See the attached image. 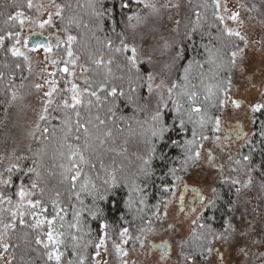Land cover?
Wrapping results in <instances>:
<instances>
[{
  "label": "trees",
  "instance_id": "obj_1",
  "mask_svg": "<svg viewBox=\"0 0 264 264\" xmlns=\"http://www.w3.org/2000/svg\"><path fill=\"white\" fill-rule=\"evenodd\" d=\"M27 1L9 0L5 4L7 16L0 33L18 29L9 17L25 8ZM249 1L260 5L264 0ZM58 2L61 12L54 28L75 37L72 50L90 67L89 87L96 95L86 94L78 107L58 105L55 120L39 137L31 157L20 171L12 172L15 185L37 181V200L41 202L39 207L25 210V223L18 220L11 234L12 264H58L54 258L48 259V252L53 250L62 253L59 264H80L82 258L88 264L102 234L110 242L121 229L129 228L134 237L141 239L166 196L164 189L192 170L191 161L184 163L187 156L198 151L202 137L212 135L215 120L223 111L221 89L228 86L232 72L230 53L242 44L238 37L225 33L216 17L214 0H192L191 11L196 15L182 39L180 57L171 72L176 85L172 99L160 112L159 120H150L144 111L148 69L145 64L133 67L119 44L129 17L143 7L133 0H127V8L121 7L122 0ZM10 46V42L0 46V121L10 88L25 73L23 59L13 56ZM113 88L116 93L109 95ZM192 92L197 93L195 103L186 95ZM193 107L201 111L193 112ZM77 121L87 129L83 128L80 141L74 139ZM161 122L168 129L163 139L153 136ZM76 149L79 155L73 157V162L79 165L81 175L73 182L65 178V168ZM245 156L250 159L245 160ZM233 167L260 187L264 200V110L258 113L253 137ZM213 186L210 205L182 247V252L197 253L200 258L206 257L216 237H222L237 196V185L231 180L218 181ZM35 210L44 212L46 220H53L54 238L61 241L58 246L47 241L48 224L33 227ZM102 223L107 225L104 230ZM38 236L43 243H36ZM44 243L49 244L48 248Z\"/></svg>",
  "mask_w": 264,
  "mask_h": 264
},
{
  "label": "rangeland",
  "instance_id": "obj_2",
  "mask_svg": "<svg viewBox=\"0 0 264 264\" xmlns=\"http://www.w3.org/2000/svg\"><path fill=\"white\" fill-rule=\"evenodd\" d=\"M8 1L0 0V28L3 18L7 16L4 13V8ZM133 1L143 8L132 14L128 26L120 33L119 44L122 50L123 44L136 47L138 51L137 63L135 66L130 64L133 67L145 64L148 69L144 111L145 117L152 120L157 112H162L172 99L174 83L171 79V72L178 63L182 39L190 30L192 19L196 13L191 11L192 0ZM31 3L32 8L27 6V1L25 8L16 11L23 13L21 17L14 19L18 28L16 31L0 33V37H4L3 41H0V46L5 42H10L11 49L16 48L22 53L18 57L23 59L25 71L22 79L10 88L5 113L0 121V236H2L0 244L8 245L6 250L0 247V264H12L13 260L9 250L11 234L21 218L20 213L33 208L28 201L35 203L39 191L36 180L24 183L21 181L15 185L12 172L20 171L31 157L44 129L55 120L58 105L63 108L66 107L65 104L69 105L67 108L78 107L86 94L92 95L93 93L89 87L90 67L82 63L80 57L73 52L74 40L68 41L67 39L68 36L73 35L59 33L54 28L55 19L61 12L58 0H31ZM173 5H178V7ZM219 5V9H217L215 4L216 17L224 18L223 23L218 19L225 33L227 34L226 28H231L239 31L245 38L244 41L241 40L242 44L238 47L243 49V52H238L236 66L232 67V84L227 96L230 95L232 100H244L250 107L256 103L264 104V96H262L264 93V55L261 52L255 53L254 45L247 40V35L253 36V32L258 33L257 29L264 26V1L260 5H256L249 0H219ZM233 12L240 13L239 21L242 23L228 19ZM15 14L11 16H15ZM50 17L51 22L43 24ZM20 20L24 21L23 25L20 24ZM177 21H179L178 24ZM42 24L43 27H41ZM16 33H19V36H16ZM35 33L48 39L50 51L30 50L26 47V37ZM17 40L20 42L17 43ZM69 51L72 52L71 57L68 55ZM124 53L126 52L124 51ZM178 53L179 55H177ZM126 54L130 55V53ZM65 68L67 71H64ZM149 74L152 76L151 81L148 80ZM73 85L76 86L75 93L72 90ZM170 88L171 93L169 92ZM46 93H51V95H46ZM73 95L77 97L79 103L73 100ZM223 96L226 104L219 117L220 132H213L208 139L201 142L198 149L200 158L193 165L192 170L186 176L176 179L168 187L169 190L164 200L154 214L151 228L141 239L138 236L134 237L129 228H124L128 230L124 236H121L123 230L121 229L117 238L110 242L102 234L104 242L99 248L96 245L100 244V240L96 243L88 264H264V200L262 193L254 181L251 180V183L248 184L249 178L236 173L233 167L242 148L253 135L254 116H250L243 110L235 111L232 100L228 101L224 93ZM45 108H47L46 112ZM41 115L46 118L40 120ZM234 119L241 120L245 129L250 131L248 141L244 145L241 144L240 150L239 148L230 150L222 147V153L217 155L218 159L212 160L208 151L213 149V138L219 135L221 140L226 128L225 123ZM77 129L74 139L80 141L83 136V128L77 127ZM77 136H79L78 140ZM219 143L224 146L220 141ZM76 152H78L77 149ZM33 163L32 160V165ZM222 180L239 181L235 184L240 189L234 201L233 211L226 221L222 238L211 242L204 258L198 257L197 253L192 255L185 251L179 252L178 245H185L187 238L200 224L210 205L214 183ZM33 182L36 183V188L32 187ZM184 182L193 184L206 196V202L202 204L197 214L187 221L182 216H176L177 199L181 188L184 189ZM245 184L247 187L244 186ZM21 187L27 193L23 200L17 195ZM9 201L11 202L9 203ZM18 205L21 207H17ZM12 212L17 213L15 220L12 218ZM34 213L36 214L35 219L45 220L44 224H47L44 212L35 210ZM9 218L11 220L7 222ZM9 223H14L15 227L6 230L4 225ZM163 240L174 243L173 259L170 262H160L156 256L148 257L149 241ZM119 256L121 258H118ZM175 259L178 260V263L175 262Z\"/></svg>",
  "mask_w": 264,
  "mask_h": 264
},
{
  "label": "snow or ice",
  "instance_id": "obj_3",
  "mask_svg": "<svg viewBox=\"0 0 264 264\" xmlns=\"http://www.w3.org/2000/svg\"><path fill=\"white\" fill-rule=\"evenodd\" d=\"M214 3L216 4V8L219 9V7H220V5H219V0H214ZM27 6H28L29 8H32V7H33L32 3H31V0H28V5H27ZM146 6H147V5H146ZM173 6H174V7H178V5H173ZM121 7H122V8H127V7H129V3L127 2V0H122ZM225 10H227V9H225ZM57 14H59V13H57ZM22 15H23L22 12H16L15 16H10L9 19H17V18L21 17ZM197 15H199V13H197ZM239 16H240V13H239V12H233V13L228 17V19L232 20L233 22H239V23H242V21H239ZM218 18L220 19L221 23H223L224 18H223L222 16H221V17H218ZM129 19H131V17H129ZM50 22H51V17L49 18V20L44 21L43 24H48V23H50ZM23 23H24V21H23V20H20V24L23 25ZM178 23H179V21H177V24H178ZM43 24L41 25V27H43ZM226 32H227V34H228L229 36H236V37H239V39L242 40V41L245 40V38L241 35V33H240L239 31H235V30H233V29H231V28H226ZM10 35H11V34H10ZM15 35H16V36H19V33H16ZM3 39H4V37H0V41H3ZM67 39H68V41H72V40L75 39V37H73V36H68ZM19 42H20V41L17 40V43H19ZM245 43H246V41H245ZM35 47H43V48L45 49V51H50V50H51L50 46H48V45H39V44H38V45H36ZM117 51H120V49H117ZM123 51H125L126 53H130V55H128L127 59L129 60V62H130L133 66H135L136 63H137V55H138L137 48L134 47V46H133V47H129V45H127V44H123ZM11 52H12V55H13V56L22 55V53H20L19 50L16 49V48L11 49ZM238 52H243V49H239V48H238L236 51H232V52L230 53V56H231L230 63H231V65H232L233 68H235V66H236V57H237V55H238ZM68 55L71 57V56H72V52L69 51V52H68ZM177 55H179V53H178ZM97 63H100V61H97ZM64 71H67V68H65ZM186 71H187V69H186ZM148 80H149V81L152 80V76H151V74H149V76H148ZM227 83H228V85H229V88H227V89H221V91L225 94V96H227L228 92L230 91V87H231V84H232V78H231V75H229ZM175 86H176V85H172V87H175ZM38 87H39V86H38ZM72 90H73V92L75 93V90H76V86H75V85H73ZM116 91H117V90H116L115 88H113L112 91L109 93V95H113V94H115ZM149 91H150V92L152 91V89H151V85H150V84H149ZM209 91H211V90L209 89ZM169 92L171 93V88L169 89ZM46 95H51V93H46ZM92 95L95 96L96 93L93 92ZM186 95L188 96V100H189V101L195 103V98H196V96H197V93H196V92H192V93H190V94H187V93H186ZM262 96H264V93H262ZM206 99H207V97H206ZM73 100L76 101V103H79V100L77 99V97H76L75 95H73ZM231 102H232L233 106L236 107V108H239V107L241 106V103H240V101H238V100H232ZM225 104H226V101H225V100H221V101H220V106H221V107H224ZM65 106L67 107V106H69V105L65 104ZM177 110H179V105H177ZM191 110H192L193 112H197V113H198V112L201 111V108H199V107H193ZM251 110H252L253 113L261 112L262 110H264V104L256 103V104H254V105L251 106ZM46 111H47V108H45V112H46ZM77 116H79V113H77ZM45 118H46V117H45L44 115H41V116H40V120H44ZM159 118H160V113H159V111H158L157 114H156V116L154 117V119L159 120ZM77 123H78V127H79V128H84L85 131H87L86 126H85L84 124H80L79 121H77ZM100 123L103 124L104 121H100ZM253 123H255V121H253ZM182 126H183V121H181V127H182ZM220 129H221V121H220V118L217 117L216 120H215V126H214V128H213V132H214V133H219V132H220ZM167 130H168V129H167V126H166L163 122H161L159 128L154 129V131H153V136H154V137H158V138H160V139H163V138H164V133H165ZM44 131L47 132L48 130H47V129H44ZM233 134H239V133H238L235 129H233ZM193 135L195 136V132H193ZM226 138H227V137H226ZM76 139L78 140V139H79V136H77ZM202 139H208V137H207V136H204V137H202ZM216 139H220L219 135L216 136ZM101 143H103V141H101ZM188 143L191 144V143H194V141H189ZM173 144H175L174 141H173ZM153 151H155L154 148H153ZM77 155H79L78 152H72L71 155H69V157H68V160H69V166H67V167L65 168V172H66V176H65V178H66V179H69V180H71V181H73V182H75V181L78 179V177L81 175V171H80L79 165L76 164L75 162H73V157H75V156H77ZM199 158H200V152H199V151H196L194 154H189V155L187 156V158H186V160H185L184 163H185V165H187V164H188V161H191L192 164L195 165L196 162L199 160ZM209 159H211V157H209ZM244 159H245V160H249L250 158H249L248 156H245ZM83 160H84V157H83L82 155H80V161L83 162ZM101 166H103V165H101ZM184 170H187V169H184ZM9 171H11V169H9ZM31 171H33V170H32V169H29V172H31ZM172 171L174 172L175 170H172ZM73 173H74V174H73ZM176 179H180V178L177 177ZM5 183H8V181H5ZM105 183H107V181H105ZM233 183H234V184H235V183H239V181H235V180H234ZM250 183H251V179H249V181H248V184H250ZM244 186L247 187V184H245ZM32 187H33V188H36V187H37V185H36L35 182L32 183ZM185 188H187V185H185ZM164 190H165V191H168L169 189H168V188H165ZM193 191H196V190L193 189ZM239 191H240V189L237 188V192H239ZM17 195L21 198V200H23L24 197L27 195V193L24 191L23 187H21L20 190L18 191ZM197 195H199L198 192H197ZM102 198H103V197H101V199H102ZM181 199H182V197H181ZM10 202H11V201H9V203H10ZM28 203H29V205H30L31 207H33V208H35V207H39L40 204H41V202H40L39 200L35 201V203H33L32 201H28ZM17 207H21V205H18ZM45 211H46V209H45ZM11 215H12L13 220H15V219H16V216H17V213H16V212H12ZM23 216H24V213L21 212V213H20V217H21V218H20V223H21L22 225L25 223V221H24V219H23ZM35 216H36V214L33 213V217H34V218H35ZM77 216H79V213H77ZM46 222H47V224L50 226V227H49V231H48V233H47V241H48L49 243L53 244V245L58 246V245L61 243V241H60L58 238H54L53 231H52V229H51V225L53 224V220H47ZM44 223H45V220H42V219H36V222H35V224L33 225V227H39V226L43 225ZM14 227H15V224H14V223H9V224H5V225H4V228H5L6 230L9 229V228H14ZM71 227H76V225H71ZM100 227H101V230H104V229L107 227V225H105V224L102 223V224L100 225ZM127 232H128L127 229H123L122 232H121V236L126 235ZM0 238H2V236H0ZM75 238H76V237H73V239H75ZM221 238H222V237H216V239H221ZM223 238L226 239L227 237H223ZM103 242H104V237L102 236L101 239H100V244H97L96 247L99 248L100 245L103 244ZM36 243H37V244H41V243H43L42 239H41L39 236L36 238ZM48 246H49L48 243H44V247H45V248H48ZM0 247H3V248L6 250V249L8 248V245H7V244H0ZM117 250H118V251L120 250L119 247L117 248ZM209 251H210V249H209ZM47 255H48V259H49V260H52V259L54 258V259L58 262V264H59V261H60V259H61V255H62V253H59L58 251L53 250V251H51V252H48ZM97 255H99V252H97ZM80 264H84V262H83V258L81 259Z\"/></svg>",
  "mask_w": 264,
  "mask_h": 264
},
{
  "label": "flooded vegetation",
  "instance_id": "obj_4",
  "mask_svg": "<svg viewBox=\"0 0 264 264\" xmlns=\"http://www.w3.org/2000/svg\"><path fill=\"white\" fill-rule=\"evenodd\" d=\"M251 24L254 25L252 22ZM257 30H259V32L258 33L253 32L254 33L253 36L247 35V40L251 42L252 45H254L255 53L261 52L262 55H264V26ZM227 100L228 101L232 100L230 95L227 96ZM239 101L241 103V106L239 108L233 106L234 110L245 111L250 116H254L253 121H255L259 112L250 114L252 112L251 107L248 106L244 100H239ZM225 127L226 128L224 130V136L221 138V140L216 138H213L212 140L213 149L208 151L209 155L212 157V160L218 159L217 155L219 153H222L223 150L222 147H225L226 149H230V150L239 148L240 150L241 144L244 145L248 141L250 131L245 129L244 123L241 120L234 119L227 121L225 123ZM253 128H254V123H253ZM233 129H235L239 134H233ZM252 137L253 135H251V138ZM219 141L223 143L224 146L220 145ZM185 185H187V188H185ZM183 188H184L183 190L181 188L180 195L177 199L176 216L177 217L182 216V218L185 221H187L197 214L199 208L202 207V204L206 202V196L202 194L200 189L195 187L193 184H188L187 182H184ZM193 189H197L198 191H193ZM197 192L199 193V195H197ZM164 218L166 219V217ZM169 225L170 224L168 223V227ZM148 245H149V252H148L149 258L151 256H156L160 262H165V261L170 262L173 259L172 250L174 249V243L166 240L156 241V242L149 241ZM182 247L183 245L181 246L178 245L179 252L182 251L181 250ZM192 255L191 257H193ZM118 258L121 257L119 256ZM175 262L178 263V260L175 259Z\"/></svg>",
  "mask_w": 264,
  "mask_h": 264
},
{
  "label": "water",
  "instance_id": "obj_5",
  "mask_svg": "<svg viewBox=\"0 0 264 264\" xmlns=\"http://www.w3.org/2000/svg\"><path fill=\"white\" fill-rule=\"evenodd\" d=\"M38 44L49 46L48 39L39 33L28 35L26 37V47L28 49H30V50L43 49L45 51V49L43 47H35ZM46 52H48V51H46ZM195 190L198 191L197 189H195Z\"/></svg>",
  "mask_w": 264,
  "mask_h": 264
}]
</instances>
